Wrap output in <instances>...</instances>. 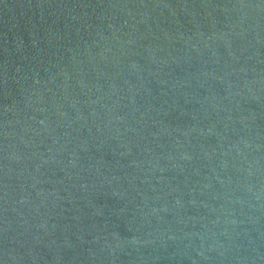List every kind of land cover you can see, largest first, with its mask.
I'll use <instances>...</instances> for the list:
<instances>
[{
	"label": "water",
	"instance_id": "water-1",
	"mask_svg": "<svg viewBox=\"0 0 264 264\" xmlns=\"http://www.w3.org/2000/svg\"><path fill=\"white\" fill-rule=\"evenodd\" d=\"M0 264H264V0H0Z\"/></svg>",
	"mask_w": 264,
	"mask_h": 264
}]
</instances>
